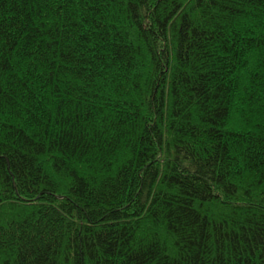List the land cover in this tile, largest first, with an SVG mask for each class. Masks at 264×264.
I'll use <instances>...</instances> for the list:
<instances>
[{
    "label": "trees",
    "instance_id": "16d2710c",
    "mask_svg": "<svg viewBox=\"0 0 264 264\" xmlns=\"http://www.w3.org/2000/svg\"><path fill=\"white\" fill-rule=\"evenodd\" d=\"M0 264H264V0H0Z\"/></svg>",
    "mask_w": 264,
    "mask_h": 264
}]
</instances>
